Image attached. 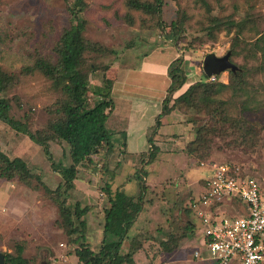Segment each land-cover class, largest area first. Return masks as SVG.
Returning <instances> with one entry per match:
<instances>
[{"label": "rangeland", "instance_id": "1", "mask_svg": "<svg viewBox=\"0 0 264 264\" xmlns=\"http://www.w3.org/2000/svg\"><path fill=\"white\" fill-rule=\"evenodd\" d=\"M77 1L0 0V68L15 80L4 95L12 104L11 114L26 117L32 131L49 130V123L59 117L54 108L62 95L40 70L25 68L37 58L57 60L56 47L75 20L71 10ZM80 1L84 37L105 49L84 53L83 68L92 69L89 106L101 99L95 91L105 86L103 74L114 79L110 92L114 107L106 121L113 145L100 150L93 164L78 166L66 197L68 209L73 212L76 204L88 207L82 216L84 242L96 250L103 235V208L108 205L105 189L110 197L120 192L135 195L143 182L142 210L130 230L136 242H143L135 262L198 264L201 260L194 252L204 248V228L185 206L202 191L212 164H236L257 177L264 189V0H164L161 17L132 0ZM173 20L178 24L170 31ZM227 51L243 78L241 91L224 89L216 95L225 101L228 116L214 121L208 132L207 113L176 102L175 111L164 116L153 133L157 108L151 101L158 102L165 92L162 87L169 84V62L183 58L186 82L178 91L182 92L200 79L228 82V70L214 80L204 77L203 70L206 54L222 56ZM134 111L141 122L130 141L122 128ZM142 129L145 132L139 134ZM149 136L160 146L154 159L149 157ZM0 149L9 157L23 158L34 174L28 185L0 178V251L20 253L28 264H81L75 256L78 242L62 227L59 211L58 194L64 188H58L66 185L55 166L71 164L68 144L49 141L48 156L41 145L0 121ZM164 239L171 250L160 245Z\"/></svg>", "mask_w": 264, "mask_h": 264}, {"label": "trees", "instance_id": "2", "mask_svg": "<svg viewBox=\"0 0 264 264\" xmlns=\"http://www.w3.org/2000/svg\"><path fill=\"white\" fill-rule=\"evenodd\" d=\"M132 2L145 12L161 17L164 0H152L151 2L132 0ZM82 6L83 1L78 0L75 2L74 9L71 10L75 20L60 36L56 47L57 60L51 62L50 60L37 58L32 66L25 68L27 72L35 69L40 70L52 81L53 86L61 92V99L56 102L54 108L59 117L49 123V130L43 132L39 130L32 131L26 117H22L23 119L15 118L11 114L12 104L10 99L4 95L8 89L13 87L15 80L13 75L4 72L0 68V121L6 123L17 133L27 135L33 142L41 145L48 156H50L48 151L49 141L58 139L64 140L68 144L71 164L68 166H55V171L61 175L66 185L58 188V190L64 188L58 194L62 227L68 233L75 235L74 241L78 242L75 256L79 263L137 264L135 255L139 250H143V242L142 240L136 242L137 238H133L135 234L131 235L130 230L142 210L145 188L143 182L140 183L139 194L135 195L120 192L116 197H110L109 188L105 189L109 196L108 205L103 208V235L96 250L88 245V242H84L83 228L85 222L82 216L86 214L88 207H81L76 204L73 212H71L67 206V193L73 188V180L76 179L78 166L83 162L93 164L97 160L96 154L100 150L110 148L113 145V133L107 128L106 121L114 107L113 98L110 94L114 79L108 77L106 73L103 74L105 86L100 91H95L101 99L93 106L88 105L89 72L92 69L88 65V71L84 70V65H87L84 53L87 50L104 53L105 49H98L100 46L96 42H90L84 37V20L78 16ZM177 24L178 22L173 20L169 25L170 31L176 30ZM242 27H239L238 31L241 32ZM182 59L179 56L171 60L167 66L170 82L161 102V111L155 118L152 127L153 133L161 125L160 118L175 110L174 105L176 102L187 103L189 106L197 107L198 111L207 113L209 119L211 118L206 127L209 132L215 127L214 121H218L220 117L228 116L224 106L225 101L220 100L216 95L224 89H230L233 94L242 90L241 67L236 64V70L228 69V82L208 83L200 79L190 83L182 92H178L186 82L184 69L181 68ZM219 74L214 76L216 77ZM204 77L209 76L205 74ZM196 139L199 142L200 134L197 133ZM147 141L150 149L149 157L154 159L156 152H158V148H156L158 146H154V141L150 136ZM190 143L192 142L187 144ZM0 178L11 181L17 180L28 185L34 178V174L23 158L19 156L9 157L0 149ZM135 178L140 179L141 177L135 176ZM203 182H205V179ZM185 207L190 211L189 203ZM73 215H75V219H78L77 223L74 222ZM164 241L160 244L163 249L171 250L172 247L168 245L167 240L164 239ZM18 249L22 251L21 246ZM4 254L5 264H28L20 253H18L19 255Z\"/></svg>", "mask_w": 264, "mask_h": 264}, {"label": "built area", "instance_id": "3", "mask_svg": "<svg viewBox=\"0 0 264 264\" xmlns=\"http://www.w3.org/2000/svg\"><path fill=\"white\" fill-rule=\"evenodd\" d=\"M210 169L202 191L189 202L204 228V248L194 257L207 264H264L260 181L230 163L212 164Z\"/></svg>", "mask_w": 264, "mask_h": 264}, {"label": "water", "instance_id": "4", "mask_svg": "<svg viewBox=\"0 0 264 264\" xmlns=\"http://www.w3.org/2000/svg\"><path fill=\"white\" fill-rule=\"evenodd\" d=\"M228 69L236 70L237 66L230 60V51H227L222 56H217L214 53H208L203 59V70L207 76L219 74ZM0 264H5V254L0 251Z\"/></svg>", "mask_w": 264, "mask_h": 264}, {"label": "crops", "instance_id": "5", "mask_svg": "<svg viewBox=\"0 0 264 264\" xmlns=\"http://www.w3.org/2000/svg\"><path fill=\"white\" fill-rule=\"evenodd\" d=\"M171 62V61H170ZM169 62V63H170ZM164 72V71H163ZM166 74H167V70H166ZM168 75V74H167ZM168 78H169V76H168ZM169 82H170V79H169ZM169 85V84H168ZM168 87V86H167ZM167 87L165 88V86L164 87H162V90H165V92L162 94V96L159 98V101L158 102H156V101H151L152 102V104L153 105H156V108H157V113H156V115H155V118H156V116L160 113V111H161V107H160V102H162V100H163V98H164V96H165V93H166V89H167ZM159 107H160V109H159ZM175 110H172L170 113H173ZM112 113V112H111ZM170 113H168V114H170ZM168 114H166V115H168ZM166 115H163L161 118H160V120H161V124L163 123V121H162V118L164 117V116H166ZM108 120V119H107ZM138 122H141L140 121V118H138L137 116H136V114H135V111H134V113H130V118L128 119V121H126V123H125V125H124V127L122 128L123 130H126L127 131V137H129V140L131 141V138L135 135V134H137L138 133V129H137V123ZM155 122V121H154ZM134 129H136V131H134L133 133H131ZM148 131V130H147ZM145 132V130L144 129H142L141 131H139V134H142V133H144ZM118 133H120V132H118ZM148 134V133H147ZM148 139V138H147ZM126 141H127V139L125 140V143H126ZM158 147H159V149H160V146H159V143H158V141H155L154 142ZM149 145V144H148ZM127 146L129 147V145L127 144ZM206 178V177H205ZM205 178H203V179H205ZM204 183V182H203ZM203 185L204 184H202L201 185V189H203ZM199 261V260H198ZM198 264H207V262H205V261H203V260H201V261H199L198 262Z\"/></svg>", "mask_w": 264, "mask_h": 264}]
</instances>
